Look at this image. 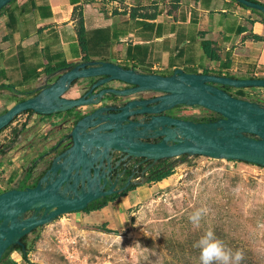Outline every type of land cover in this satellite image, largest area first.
<instances>
[{
    "label": "crops",
    "instance_id": "1",
    "mask_svg": "<svg viewBox=\"0 0 264 264\" xmlns=\"http://www.w3.org/2000/svg\"><path fill=\"white\" fill-rule=\"evenodd\" d=\"M111 1L5 3L0 8V111L32 96L80 62L107 61L158 75H169L178 68L187 73L264 78L263 13L235 0H116L118 7ZM251 1L264 5V0ZM79 18L81 43L76 34ZM202 41L210 43L214 59L204 54ZM89 82L90 78L76 79L62 96L78 97ZM105 86L128 84L108 82ZM86 108L30 114L29 126L0 157V176L11 183L7 189L34 185L45 163L69 145L68 133L78 115L75 111L82 113ZM66 112L67 118L61 120ZM182 116L190 118L187 111ZM33 132H38L36 139ZM28 146L33 147L31 151ZM42 151L45 154L38 159ZM144 183L88 211H99L110 201L131 196ZM17 251H10L0 264H22Z\"/></svg>",
    "mask_w": 264,
    "mask_h": 264
},
{
    "label": "water",
    "instance_id": "2",
    "mask_svg": "<svg viewBox=\"0 0 264 264\" xmlns=\"http://www.w3.org/2000/svg\"><path fill=\"white\" fill-rule=\"evenodd\" d=\"M8 1L0 0V8ZM235 1L264 15V5L259 2ZM78 78H90L83 93L63 97ZM108 82L128 86H105ZM216 83L264 87V78L187 73L178 68L169 75H158L107 61L80 62L1 112L0 129L25 110L47 115L87 106L82 113L75 111L78 115L68 133L69 145L47 162L34 185L0 192V258L13 244L25 251L20 237L35 227L123 190L132 172L121 188L114 186L128 159L152 164L191 154L264 167V106L233 97ZM175 105L200 106L220 117L180 119L168 113ZM120 161V171L110 180L109 172Z\"/></svg>",
    "mask_w": 264,
    "mask_h": 264
},
{
    "label": "rangeland",
    "instance_id": "3",
    "mask_svg": "<svg viewBox=\"0 0 264 264\" xmlns=\"http://www.w3.org/2000/svg\"><path fill=\"white\" fill-rule=\"evenodd\" d=\"M214 85L233 97L264 106V87ZM184 111L190 118L180 119L199 121L217 116L200 106L175 109L179 115ZM30 114H17L0 130V157L15 140L14 133L24 132L29 126L26 120L31 119ZM65 114L61 120L67 118L68 112ZM33 133L35 138L38 132ZM28 147L29 151L33 148ZM38 154L40 159L45 153ZM158 163L154 166L158 165L166 176L145 182L131 196L110 201L99 211L61 214L26 233V260L19 254L21 263L199 264V249L194 244L211 228L233 252L243 251L241 264H264L263 166L191 154ZM139 174L134 178L136 184H140ZM10 185L0 176V192ZM201 207L210 212L200 228H194L189 216Z\"/></svg>",
    "mask_w": 264,
    "mask_h": 264
},
{
    "label": "clouds",
    "instance_id": "4",
    "mask_svg": "<svg viewBox=\"0 0 264 264\" xmlns=\"http://www.w3.org/2000/svg\"><path fill=\"white\" fill-rule=\"evenodd\" d=\"M207 207L197 208L193 211L189 220L194 228H200L201 221L209 214ZM199 249V264H241L244 253L241 250L233 252L222 240L216 237L214 231L209 228L194 244Z\"/></svg>",
    "mask_w": 264,
    "mask_h": 264
},
{
    "label": "trees",
    "instance_id": "5",
    "mask_svg": "<svg viewBox=\"0 0 264 264\" xmlns=\"http://www.w3.org/2000/svg\"><path fill=\"white\" fill-rule=\"evenodd\" d=\"M82 22H81V19L79 18L78 19V22L76 23V34H77V39H78V41L81 43L82 42ZM209 42L208 41H202L201 42V45H202V50H203V52H204V54L208 57V58H210V59H214L215 57H216V55L211 51V49L209 48ZM74 81H72V83H73ZM71 83V84H72ZM4 86H8V85H4ZM178 106H185V105H178ZM23 112H28V113H34V112H32L31 110H25V111H23ZM15 117V116H14ZM13 117V118H14ZM12 118V119H13ZM210 119H212V118H207V119H203V120H199V121H204V120H208V121H210ZM12 121V120H11ZM10 121V122H11ZM9 122V123H10ZM8 123V124H9ZM7 124V125H8ZM7 125H5L4 127H6ZM3 127V128H4ZM2 128V129H3ZM1 130V129H0ZM18 135V133H14V136L16 137ZM2 153H3V151H1ZM161 160H163V159H160V160H158L157 162H161ZM155 163L156 162H154V163H149V162H147L146 163V165L145 166H140V165H138L137 166V169H138V171H141L140 172V180H139V182H141V183H144V182H147V181H150V180H154V181H157V180H160L161 178H164L165 176H166V174L167 173H165V172H161L160 171V167L159 168H157V166H154L155 165ZM158 163V164H159ZM29 172V170L27 171V173ZM145 172H147L146 173V175L144 174ZM137 183V182H136ZM136 183H130L128 186H126L123 190H121V191H119L118 193H114V194H112V195H109V196H105V197H102V198H99V199H96V200H94L93 202L91 201L83 210H92V209H94V208H97L98 206H99V204H105V200L106 199H113L115 196H117V195H124L128 190H131V189H133L134 188V186L136 185ZM24 237L25 236H23L22 237V239H21V241H22V243H24L23 242V239H24ZM12 250H19L20 252H21V257H22V259H24V261L26 260V257H25V252L24 251H21L20 250V247L18 246V245H16V244H13V245H11V246H9L6 250H5V252L2 254V256H1V258H0V261H1V259L2 258H4L10 251H12ZM29 264H34V263H29Z\"/></svg>",
    "mask_w": 264,
    "mask_h": 264
},
{
    "label": "flooded vegetation",
    "instance_id": "6",
    "mask_svg": "<svg viewBox=\"0 0 264 264\" xmlns=\"http://www.w3.org/2000/svg\"><path fill=\"white\" fill-rule=\"evenodd\" d=\"M218 87H220V86H218ZM222 88V87H221ZM177 108H178V105H175V106H173L170 110H169V114L170 115H172L173 117H177V118H183V116L182 115H179V114H177V113H175V109L177 110ZM172 111V112H171ZM174 111V112H173ZM217 116H215V117H211L212 119H210V120H215V119H217L218 117H220L218 114H216ZM204 121H208V120H204ZM57 154V153H56ZM117 159V156H115L114 155V157H113V162H115V160ZM139 160L140 159H128V160H126V162H125V169H124V171L118 176V178H117V183H116V185L114 186V189H117V188H121L122 186H123V184H124V182H125V179H126V177H127V175L130 173V172H132L133 174H132V176H131V178H130V182H129V184L130 183H136L137 181H135L134 180V178H136V176H138L137 174L138 173H140L141 171H138V169H137V166L138 165H140V166H142L143 164H145L146 165V163L147 162H149L150 163V161H143V162H139ZM48 162V161H47ZM47 162L45 163V167H46V165H47ZM121 163H122V161H120L119 163H118V165H117V167L115 168V169H113V170H111L110 172H109V176H110V180H112V179H114L115 178V174H116V172H118V171H120V169H121ZM35 164V163H34ZM34 164L32 165V166H34ZM144 165V166H145ZM44 169L45 168H43L42 169V171H41V173L38 175V177L43 173V171H44ZM37 177V178H38ZM37 180V179H36ZM128 184V185H129ZM127 185V186H128ZM107 188V185H105L104 187H103V189H106ZM116 193H118V192H116ZM112 194H114V193H112ZM111 194V195H112ZM30 214V212H28V213H26V215H29ZM26 235V234H25ZM25 235H22L21 237H20V241H21V239H22V237L23 236H25ZM25 238V237H24ZM24 240V239H23Z\"/></svg>",
    "mask_w": 264,
    "mask_h": 264
},
{
    "label": "built area",
    "instance_id": "7",
    "mask_svg": "<svg viewBox=\"0 0 264 264\" xmlns=\"http://www.w3.org/2000/svg\"><path fill=\"white\" fill-rule=\"evenodd\" d=\"M111 2H112V5H113V6H116V7H118V6H119V3H118V1H116V0H112ZM137 177H138V176H136V178H135V179H137ZM139 178H140V177H139Z\"/></svg>",
    "mask_w": 264,
    "mask_h": 264
}]
</instances>
